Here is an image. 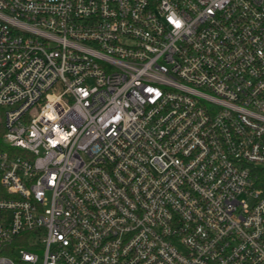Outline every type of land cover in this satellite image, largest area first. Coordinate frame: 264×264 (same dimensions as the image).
Listing matches in <instances>:
<instances>
[{"label":"built area","instance_id":"obj_1","mask_svg":"<svg viewBox=\"0 0 264 264\" xmlns=\"http://www.w3.org/2000/svg\"><path fill=\"white\" fill-rule=\"evenodd\" d=\"M0 127V264H264V0H0Z\"/></svg>","mask_w":264,"mask_h":264},{"label":"trees","instance_id":"obj_2","mask_svg":"<svg viewBox=\"0 0 264 264\" xmlns=\"http://www.w3.org/2000/svg\"><path fill=\"white\" fill-rule=\"evenodd\" d=\"M3 127H0V148L4 147V143L2 142V133H3Z\"/></svg>","mask_w":264,"mask_h":264},{"label":"rangeland","instance_id":"obj_3","mask_svg":"<svg viewBox=\"0 0 264 264\" xmlns=\"http://www.w3.org/2000/svg\"><path fill=\"white\" fill-rule=\"evenodd\" d=\"M34 111H36V108H34V109L32 110V112H34ZM39 252L42 253V252H43V248H42V249H39Z\"/></svg>","mask_w":264,"mask_h":264}]
</instances>
